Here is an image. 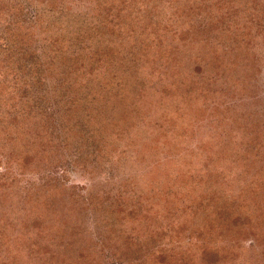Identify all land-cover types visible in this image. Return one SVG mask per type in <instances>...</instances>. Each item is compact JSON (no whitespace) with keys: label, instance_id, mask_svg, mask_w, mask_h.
<instances>
[{"label":"rangeland","instance_id":"374dc122","mask_svg":"<svg viewBox=\"0 0 264 264\" xmlns=\"http://www.w3.org/2000/svg\"><path fill=\"white\" fill-rule=\"evenodd\" d=\"M3 190L0 264H264V0H0Z\"/></svg>","mask_w":264,"mask_h":264},{"label":"trees","instance_id":"16d2710c","mask_svg":"<svg viewBox=\"0 0 264 264\" xmlns=\"http://www.w3.org/2000/svg\"><path fill=\"white\" fill-rule=\"evenodd\" d=\"M115 16H117V15H115ZM120 18V17H119ZM117 51L119 50V48H118V46H116V48H115ZM114 49V50H115ZM117 51H116V53H117ZM84 52V51H83ZM120 53V52H119ZM83 54V53H82ZM83 55H85V53L83 54ZM81 57V56H80ZM119 96L120 97H123V95L122 94H119ZM114 99V98H113ZM114 101V100H113ZM116 116H118V117H122V115H118V114H116ZM119 121H122V119H120ZM98 127H100L101 126V124H98L97 125ZM31 139H29V144H32L34 147V149L36 148V147H40L39 148V150H40V152L42 151V148H43V144H44V142H45V140H43V142H42V140H37V138L35 137V133H34V135L33 134H31ZM19 157L17 158V159H15L16 160V162H19V163H23V161H27L28 159H29V154H28V152L24 149V150H20V151H18V154H17ZM15 162V163H16ZM249 191H252V189H250ZM6 194H8V192L7 191H5V190H3V192L1 193L0 192V196H6ZM12 195H14V193H13V189H12ZM41 197H43V194L42 193H39L38 194V205H42V204H44L43 203V201L41 202V201H39V199H41ZM10 198V197H9ZM4 201L5 199L2 197V198H0V201ZM30 200H31V198H30ZM5 202V201H4ZM25 202V201H24ZM28 202V201H27ZM27 202H25L24 204H20V206H21V208H22V210H25V207L28 205V203ZM17 205H18V201H17V203H16ZM33 209V206L32 207H30V209L29 210H27V212L26 213H30V211ZM222 214V211H220V213H219V215H221ZM30 215V214H29ZM64 222H65V219L63 220ZM38 225H39V223H38ZM37 225V226H38ZM123 238H124V236H123ZM125 239H127V236L125 237ZM125 242H127V240L125 241ZM130 248V247H129ZM138 247H136L134 250H136ZM130 249H132L133 250V248H130ZM39 250H40V254H42V255H44V257L45 258H47V256H48V253L46 252V246H41V248H39ZM124 254L126 255V257L128 258L129 256H130V254L128 253V252H124ZM168 256L167 255H164V254H160V255H157L156 256V259H155V263L154 264H175V262L172 260V258H170L171 260H168V258H167ZM174 262V263H173Z\"/></svg>","mask_w":264,"mask_h":264}]
</instances>
